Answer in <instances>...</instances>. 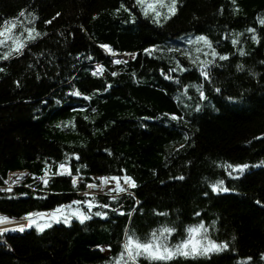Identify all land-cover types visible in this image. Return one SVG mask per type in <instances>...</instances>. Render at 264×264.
Here are the masks:
<instances>
[{
	"label": "trees",
	"instance_id": "trees-1",
	"mask_svg": "<svg viewBox=\"0 0 264 264\" xmlns=\"http://www.w3.org/2000/svg\"><path fill=\"white\" fill-rule=\"evenodd\" d=\"M134 4L0 0V25L16 19L17 34L23 27L41 33L22 56L0 60V186L11 174L27 173L21 186L0 194V216L21 221L73 200L109 205L92 209L107 217L83 224L73 220L43 232L0 235V264H115L127 230L146 237L175 226V244L187 238L188 226L201 222L210 239L229 247L171 264H264V0H178L176 15L162 26ZM197 35L219 41L217 51L229 56L217 59L210 82L195 68L168 73L173 55L185 68L190 64L167 47L190 49L186 40ZM233 38L239 39L235 46ZM101 45L135 58L115 64ZM156 45L162 59L144 52ZM98 65L104 72L93 75ZM186 85H202L207 98L201 101L196 88ZM76 90L82 95H70ZM164 113L183 120L170 121ZM61 162L83 183L74 187L73 177L54 175ZM226 164L249 168L236 179ZM45 170L51 177L43 188L38 180ZM125 174L136 181L131 195H77L94 177ZM221 179L230 190L213 192Z\"/></svg>",
	"mask_w": 264,
	"mask_h": 264
},
{
	"label": "snow or ice",
	"instance_id": "snow-or-ice-1",
	"mask_svg": "<svg viewBox=\"0 0 264 264\" xmlns=\"http://www.w3.org/2000/svg\"><path fill=\"white\" fill-rule=\"evenodd\" d=\"M177 3L178 0H135V4L133 7L139 9V13L145 17L146 19H150V21L157 25L162 26L163 23H166L170 20L173 16L177 13ZM235 3V0H233ZM121 8L129 13V20L135 21V16L132 12L129 11L123 4H121ZM119 12V9L117 10ZM20 16H24L25 12L21 11L19 13ZM39 19V17H36ZM19 21L16 19L8 20L5 19L3 24L0 25V49H7L0 55V60H8L9 58L15 56H22L24 54V49L27 47L28 43L34 42L37 40L41 33L38 32L35 28L23 27L22 31L18 34L15 31L17 29ZM51 23V21H48ZM260 24L264 25V19L260 20ZM248 32L255 33L254 28L247 29ZM25 33L27 35L25 36ZM46 35V34H45ZM252 39L259 43V38L256 35L252 36ZM186 43L191 45L190 49H180L179 47H167V52L169 53H179L183 57H185L190 64V67L185 68L179 59L175 58V55L171 56L170 59L174 63V67H170L168 69V73L172 72H188L191 71L192 68L198 72L199 77L203 78L205 81L211 80V70L212 67L216 66V61L219 59L220 61H225L229 59L227 54H221L217 51V46L219 45V41L216 42L214 45L213 41L210 40L206 35H197L195 37L189 36L186 40ZM233 46L239 43L238 38H233L231 40ZM101 48H104L108 53L111 54L113 58V62L115 64H126V60L117 59V53L107 45H101ZM163 49L159 45L153 46L151 48L144 49V52L148 56H152L154 58L162 59L163 57L156 56L157 52H161ZM239 54L241 56L245 55L246 53L240 50ZM129 55L132 58H135V54H125ZM201 57H204L203 59ZM91 59V57H88ZM238 68L242 69L241 65L237 66ZM4 68L0 67V72H3ZM104 72V68L102 65L97 66V70L93 72V75H102ZM165 79L171 80L173 77L165 72L162 71L161 73ZM111 75L115 76L117 73L113 72ZM179 83V79L176 80ZM187 87H195L196 91L198 92L199 99L205 100L207 97L203 90L202 85H186ZM216 92H220L221 89L215 88ZM70 95L74 96H81L82 94L76 90L70 93ZM186 95V93H185ZM84 99L89 100L91 97L85 96ZM179 100L180 97H177ZM231 99V98H229ZM59 103V101H57ZM196 110H200V105L197 104ZM167 117L170 121H177L178 123L183 120L182 117L177 116L175 114H163ZM87 119V117H85ZM187 140L188 137L185 136ZM183 147V145H181ZM68 160L71 157L67 158ZM76 159H79V156H76ZM225 168L230 169L228 172L229 177L232 176L233 172L238 173V175L234 178L238 179L246 169L249 168V165L242 164V165H232L226 164L224 165ZM25 174H21L23 176ZM47 175V170H46ZM54 175H67L73 177L72 184L73 186H77L78 183L81 181L80 176H73V171L70 166L66 163L61 162L59 164V172L54 173ZM11 179V177H10ZM19 179V177H18ZM40 179L43 180L45 186L48 185V179H44L41 177ZM95 179V178H94ZM178 179H184V177H179ZM100 183H90L87 184L88 189H98L99 191H103L108 185L113 184L114 187L110 189L111 192H115L117 194L128 192L131 195L129 189L136 187V181L133 177L125 174L124 176H104L99 178ZM123 181V184H121ZM15 182V181H14ZM7 183V181L5 182ZM225 181L223 179L216 181L212 184L211 190L213 192H228L230 189L224 186ZM125 185L127 187H125ZM10 190V189H9ZM207 194V193H206ZM85 196H88L89 193L85 192ZM113 200L117 197L113 196ZM87 205V211L82 210L80 207H76L75 209L72 208V205ZM93 207H104L107 208L109 205H97L94 204L92 200H73L69 205H60L55 210L49 213H41V212H33L29 213L23 219L27 220V224H20L19 231H24L26 227L31 228L33 225L40 231L43 232L46 228H50L53 223H63L68 224L73 217H75L79 223L83 224L85 221L90 220L93 216L96 217H107L106 212L96 211L92 212ZM123 214V213H121ZM159 215H167L165 213H159ZM197 216L200 213H196ZM44 217H48L43 223H38L39 219ZM7 217H0V222L7 221ZM2 231L6 232L8 229H3ZM177 232V228L175 226H167L163 225L160 228H157L151 231L146 237L139 236L133 230L125 231L126 239L123 242V249L119 253L118 259L115 260V264H140L141 259L148 261L149 264H171V262L176 261L180 258L183 259H196L198 257H207L211 253L222 252L226 250L229 245L225 242L222 244H218L216 241L209 238L208 229L203 222L190 225L187 227V238L181 239L178 243L173 244L171 242V237L174 233ZM103 250V249H102ZM251 259V258H249Z\"/></svg>",
	"mask_w": 264,
	"mask_h": 264
},
{
	"label": "rangeland",
	"instance_id": "rangeland-1",
	"mask_svg": "<svg viewBox=\"0 0 264 264\" xmlns=\"http://www.w3.org/2000/svg\"><path fill=\"white\" fill-rule=\"evenodd\" d=\"M127 59H128V61L130 62V61H132L134 58H130V57H127ZM127 61V60H126ZM19 176H17V177H14L13 175H10V177L12 178V181H11V183L10 184H8V183H5V185H4V187H3V189H2V191L4 192V193H6V194H9V193H11L12 191H13V189H15L16 188V186H19L20 184H21V182H22V176H21V174H18ZM66 176V175H65ZM18 177H19V179H18ZM44 178H46V174H45V177ZM95 178V179H94ZM93 179H92V183H97V184H99L100 183V180H99V178L100 177H94ZM15 181V182H14ZM8 182V181H7ZM81 183H83L82 181H80L79 183H78V185L79 184H81ZM114 183V182H113ZM90 184V183H89ZM121 184H123V181H121ZM77 185V186H78ZM125 187H127L126 185H125ZM10 189V190H9ZM105 189V188H104ZM130 190V189H129ZM1 190H0V192H2ZM85 192H88L89 193V195L88 196H95V195H100V196H103V195H107V196H109V197H111V196H113V195H115V194H117V193H115V192H111L110 193V191L109 192H102V191H99L98 189H88L87 188V186H86V188H85ZM84 192V193H85ZM77 195H79V196H82V195H84V194H77ZM76 207H80L82 210H84V211H87V205L86 204H81V205H72V208L73 209H75ZM52 212V211H51ZM43 213H49V212H43ZM0 217H2V216H0ZM46 219H48V217H44V218H42V219H39L37 222L38 223H43ZM73 220H77L75 217H73L72 218V220L71 221H73ZM70 221V222H71ZM7 223H9V224H11V225H16V224H18V223H20V222H16V221H9V220H7V221H4V222H0V225H2V224H7ZM58 224H65V223H63V221H61L60 223H53L52 225H58ZM31 229H37L36 227H35V225H33L31 228H28V227H26L25 228V230L24 231H19L18 229H13V230H10V231H6L4 234H10V235H17V234H22V233H24L25 231H29V230H31ZM38 230V229H37Z\"/></svg>",
	"mask_w": 264,
	"mask_h": 264
},
{
	"label": "built area",
	"instance_id": "built-area-1",
	"mask_svg": "<svg viewBox=\"0 0 264 264\" xmlns=\"http://www.w3.org/2000/svg\"><path fill=\"white\" fill-rule=\"evenodd\" d=\"M127 57H130L131 58V56H128V55H119V56H117L118 59H122V60H127L128 61ZM18 174L19 173H14V174H11V175H13L14 177H17V176H19ZM44 177H45V174H44L43 178ZM11 181H12V178L9 180L8 184H10ZM39 181H42V180H39ZM3 187H0V190L1 191H2Z\"/></svg>",
	"mask_w": 264,
	"mask_h": 264
},
{
	"label": "bare ground",
	"instance_id": "bare-ground-1",
	"mask_svg": "<svg viewBox=\"0 0 264 264\" xmlns=\"http://www.w3.org/2000/svg\"><path fill=\"white\" fill-rule=\"evenodd\" d=\"M114 187V183L113 184H110L108 185L102 192H109L111 188Z\"/></svg>",
	"mask_w": 264,
	"mask_h": 264
},
{
	"label": "crops",
	"instance_id": "crops-1",
	"mask_svg": "<svg viewBox=\"0 0 264 264\" xmlns=\"http://www.w3.org/2000/svg\"><path fill=\"white\" fill-rule=\"evenodd\" d=\"M3 225V224H2Z\"/></svg>",
	"mask_w": 264,
	"mask_h": 264
}]
</instances>
